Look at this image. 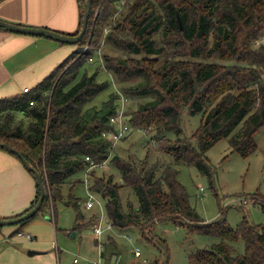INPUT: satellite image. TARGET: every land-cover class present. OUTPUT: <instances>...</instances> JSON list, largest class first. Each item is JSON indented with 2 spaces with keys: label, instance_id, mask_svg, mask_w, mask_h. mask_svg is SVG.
<instances>
[{
  "label": "trees",
  "instance_id": "obj_1",
  "mask_svg": "<svg viewBox=\"0 0 264 264\" xmlns=\"http://www.w3.org/2000/svg\"><path fill=\"white\" fill-rule=\"evenodd\" d=\"M77 1L80 18L74 33L81 29L86 0ZM120 1L91 0L87 30L72 43L76 49L27 92L0 98V141L40 172L45 198L39 211L46 212L50 202L54 211L61 202L73 207V230L86 226L79 210L82 200L73 190L83 183L89 155L95 162L110 160L119 173L118 183L112 174H96L95 167L89 186L104 200L107 220L116 230L137 227L145 234L156 221L170 220L219 238L211 247L191 251L189 264H264L263 225L246 216L235 227L224 216L206 222L191 205L173 162L156 175L157 163L135 162L113 151L135 127L153 132L151 140L160 141L174 163L193 164L210 179L212 189L214 169L206 156L212 144L226 138L232 150L252 154L257 148L254 135L264 125V0H155L157 5L154 0H124L125 13ZM87 42L92 49L111 42L121 50L118 56L103 53L102 67L115 75L127 95L147 98L128 117L122 110L129 130L115 142L102 132L115 129L110 117L120 110V92L112 91L100 105L93 102L108 82L99 81L96 71L78 76L93 54L90 49L81 52ZM186 108L191 114L200 112L202 119L192 135L181 136ZM166 131L177 137L165 136ZM124 189L136 194L135 207L124 205ZM248 197L264 211V195L256 190ZM38 199L36 184L30 205L15 216ZM31 218L15 224L16 231Z\"/></svg>",
  "mask_w": 264,
  "mask_h": 264
},
{
  "label": "rangeland",
  "instance_id": "obj_2",
  "mask_svg": "<svg viewBox=\"0 0 264 264\" xmlns=\"http://www.w3.org/2000/svg\"><path fill=\"white\" fill-rule=\"evenodd\" d=\"M132 1L130 0V2ZM154 2L157 5L158 2L155 0ZM126 5L127 2L124 0L119 2V7L124 13L127 9ZM262 38L264 39V37ZM90 50H92L93 59L80 69L78 76H81L83 71L89 74L96 71L98 73L97 79L99 81L106 80L108 85L94 98L93 102L100 105V102L104 101L112 91L118 94L120 92V109L124 110V115L128 117L130 110L135 109L138 102L145 101L147 98H133L127 95L122 88L123 84L116 80L115 75L108 72L104 66L102 67L100 58L103 53L110 56H118L123 53L115 48L111 42H103L100 48H90ZM212 59L210 58L209 61ZM217 61L219 63L228 62L218 58ZM125 96L128 97V100H125ZM201 119L200 112L191 114L186 108L182 114L181 136L192 135ZM154 134L135 127L126 138L117 142L113 151L124 156V158L130 157L135 162L146 159L148 163H157L156 175H159L168 164L173 162L172 166L176 167L178 171L177 178L185 186L191 205L196 208L206 222L224 216L226 222L235 227L242 217L246 216L250 222L264 227V211L257 203L250 201L248 197L250 193L256 190L264 195V125L254 135L256 150L248 156H242L237 151L232 150L226 138L219 139L206 151L208 162L214 169V189L210 187V179L197 170L193 164L174 163L175 159L172 155L160 149V141L151 140ZM164 135L172 139L177 137L173 131H166ZM114 152L110 153V157L115 154ZM109 161L106 163V168H97L96 174L105 176L112 174L113 180L121 181L118 171ZM69 186L70 183H66L63 187L65 199ZM73 194L80 197L81 200L86 199L84 184H78L73 190ZM122 198L124 205L129 203L133 208L137 204L136 194L131 190L124 189ZM245 199L246 202L243 204ZM46 209H48L46 212L39 211L30 223L36 224L40 220L39 218L41 220L44 218V223L51 227L53 225L58 227L56 233L61 246L59 254L62 258V264L71 263L74 257L80 259V264L91 263L95 260H99L100 264H163L166 260H168L167 264H189L188 256L191 251L200 247H211L219 240L216 236L190 231L186 225H177L170 220L156 221L153 231L145 234H142L137 227H130L123 231L116 230L114 227L112 229L107 228L97 239L92 223L97 215L101 218V226L107 227V214L104 208L100 209L96 205L92 207L91 211H86L80 203L79 210L84 215L82 222H86V226L75 230L72 229L75 219V211L72 206H67L63 202L57 203L54 211L50 202ZM52 212L55 214L54 217L50 216ZM109 231L113 233L109 234ZM52 233H54L53 227ZM107 234H109L108 238ZM136 249L140 250L141 255H134ZM101 251H104L103 255H100Z\"/></svg>",
  "mask_w": 264,
  "mask_h": 264
},
{
  "label": "crops",
  "instance_id": "obj_3",
  "mask_svg": "<svg viewBox=\"0 0 264 264\" xmlns=\"http://www.w3.org/2000/svg\"><path fill=\"white\" fill-rule=\"evenodd\" d=\"M79 18L77 0H0V19L20 25L72 34L78 29ZM74 49L75 44L0 29V98L21 92L23 87H33ZM35 192L36 182L30 171L15 155L0 148V218L13 217L26 209ZM39 219L36 224L30 220L20 229L32 233L31 240L17 235L16 225L0 226V264H62L58 227L53 225L52 233L44 218ZM29 249L37 253L29 255ZM74 258L65 264H80V259L75 263Z\"/></svg>",
  "mask_w": 264,
  "mask_h": 264
},
{
  "label": "water",
  "instance_id": "obj_4",
  "mask_svg": "<svg viewBox=\"0 0 264 264\" xmlns=\"http://www.w3.org/2000/svg\"><path fill=\"white\" fill-rule=\"evenodd\" d=\"M90 8H91V0H86L84 5H83V18H82V23H81V29L79 30V32L77 33H72V34H67V33H63L60 32L58 30H54L48 27H37V26H30V25H20L14 22H7L5 20H1L0 19V28L6 30V31H13V32H17V33H22V34H31V35H35V36H44L47 38H51L55 41H59V42H63V43H68V44H72V43H77L79 40L82 39V37L84 36L86 30H87V22H88V18H89V14H90ZM178 23L180 25V27H182L181 25V21L180 19L178 20ZM0 147L5 148L8 152H12L15 153L21 163L23 164L24 167H26V169L29 171L31 170L33 172L34 175V181L36 182L37 186H38V190H39V199L38 201L32 206L30 207L29 210H27L25 213L21 214V215H17L15 217H10V218H0V226L1 225H15L17 223H20L26 219L31 218L32 216H34L35 214L38 213L43 200H44V195H45V188H44V183L42 182V178H41V174L40 172L33 167L31 164L28 163V161L25 159V157L23 156V154L21 152H19L16 148L10 146L9 144L0 141ZM27 253L29 255H32L33 253H37V250L35 249H29L27 251Z\"/></svg>",
  "mask_w": 264,
  "mask_h": 264
},
{
  "label": "built area",
  "instance_id": "obj_5",
  "mask_svg": "<svg viewBox=\"0 0 264 264\" xmlns=\"http://www.w3.org/2000/svg\"><path fill=\"white\" fill-rule=\"evenodd\" d=\"M264 37V36H263ZM90 49L89 47V43L87 42V45H85L82 49L81 52H86ZM90 59L92 60L93 58L90 57ZM29 89V87H23L22 90L27 92ZM32 103V101H30ZM123 113L122 110L120 109L118 114L113 115L110 117L112 123H114L115 129L112 130H105L104 132H102L103 136L107 137L108 139H111L112 141H117L120 139L121 136H123L125 134V132H127L129 130V126L126 123L125 118H123ZM85 160L88 162V166L86 167V169L83 172L82 175V181L83 184L85 186V190H86V199L82 200V205L83 208L85 210H90L92 209V207L94 206H99V208H103V202L104 200L102 198H100L98 195H96L92 190L89 189V186L91 184V178H90V172L91 170H93L95 167L97 168H106V162H95L91 156L86 155L85 156ZM200 189H202V187H200ZM245 202V200L243 201ZM106 226L105 228H103V226H101V218L100 217H96L95 221L92 223L93 226V231H94V235L95 237L98 239L99 236L107 229V228H112L113 226H111L110 222L107 220L106 221ZM17 235L26 238L27 240H31L33 238V234L30 232H24L22 230L17 232ZM126 237L129 238L128 235H126ZM134 255L135 256H139L141 255L140 250L136 249L134 250ZM74 262L77 263L78 262V258H74ZM89 264H100L99 261H93Z\"/></svg>",
  "mask_w": 264,
  "mask_h": 264
}]
</instances>
